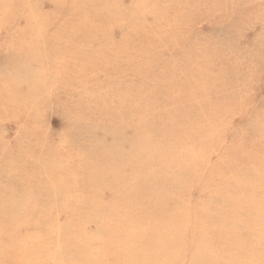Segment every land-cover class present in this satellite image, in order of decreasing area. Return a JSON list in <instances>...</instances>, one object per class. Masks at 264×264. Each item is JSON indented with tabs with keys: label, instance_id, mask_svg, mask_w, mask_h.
I'll return each instance as SVG.
<instances>
[{
	"label": "rangeland",
	"instance_id": "rangeland-1",
	"mask_svg": "<svg viewBox=\"0 0 264 264\" xmlns=\"http://www.w3.org/2000/svg\"><path fill=\"white\" fill-rule=\"evenodd\" d=\"M263 128L264 0H0V264H264Z\"/></svg>",
	"mask_w": 264,
	"mask_h": 264
},
{
	"label": "bare ground",
	"instance_id": "bare-ground-1",
	"mask_svg": "<svg viewBox=\"0 0 264 264\" xmlns=\"http://www.w3.org/2000/svg\"><path fill=\"white\" fill-rule=\"evenodd\" d=\"M264 129V128H263ZM218 141V140H217ZM21 153V152H20ZM2 186V185H1ZM169 187V186H168ZM5 188V187H4ZM246 190V189H245ZM8 193V192H7ZM234 194V193H233ZM263 197V196H262ZM181 208V207H180ZM193 209V208H192ZM171 212V211H170ZM163 214V213H162ZM150 216V215H149ZM131 218H133V217H131ZM139 218V217H138ZM144 218V217H143ZM67 223V222H66ZM80 228V227H79ZM248 228V227H247ZM250 230V229H249ZM55 231V230H54ZM71 231V230H70ZM80 231V230H79ZM50 232V231H49ZM115 232V231H114ZM58 233V232H57ZM239 233V232H238ZM48 234V233H47ZM73 234V233H72ZM65 235V234H64ZM83 240V239H82ZM87 242V241H86ZM81 244V243H80ZM67 249V248H66ZM64 251V250H63ZM224 251V250H223ZM208 254H210L209 252H208ZM52 256V255H51ZM217 256V255H216ZM80 259V261H83L84 260V257H82V258H79ZM248 260V259H247ZM245 261V260H244ZM46 263V262H45ZM18 264H21V263H18ZM35 264H38V263H35ZM121 264H123V262H121ZM125 264H145V262L144 261H141V262H139V263H136L135 261H126V263Z\"/></svg>",
	"mask_w": 264,
	"mask_h": 264
}]
</instances>
